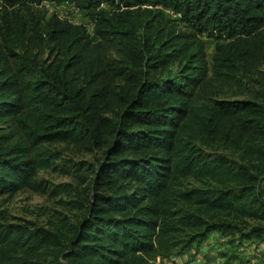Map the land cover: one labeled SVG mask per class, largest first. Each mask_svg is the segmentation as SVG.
<instances>
[{
    "label": "trees",
    "instance_id": "obj_1",
    "mask_svg": "<svg viewBox=\"0 0 264 264\" xmlns=\"http://www.w3.org/2000/svg\"><path fill=\"white\" fill-rule=\"evenodd\" d=\"M46 1L85 11L92 32L19 13ZM0 3L16 10L0 19V194L42 186L61 163L51 143L101 151L69 165L76 185L45 186L76 197L64 230L0 211V264H155L212 232L264 241V0Z\"/></svg>",
    "mask_w": 264,
    "mask_h": 264
},
{
    "label": "rangeland",
    "instance_id": "obj_2",
    "mask_svg": "<svg viewBox=\"0 0 264 264\" xmlns=\"http://www.w3.org/2000/svg\"><path fill=\"white\" fill-rule=\"evenodd\" d=\"M14 10L15 9L12 8L7 9L6 6L0 3V19L6 11L12 13ZM19 13L24 16L28 24L35 21L41 22L52 15H58L60 18L69 19L74 23L86 24L88 25L89 32H92L91 23L86 12L77 8L71 2L46 1L40 5L31 6L29 9L19 10ZM93 37L94 39H97L94 35ZM215 43L216 41L214 39H207V49L210 59L214 52ZM44 57H48L47 52L44 54ZM230 98L235 99L236 96H232ZM49 146L53 149L61 150L62 158L59 159L61 163H58L57 166L39 170L35 179L37 182L41 183L42 186L35 189L24 188L13 194H0V211L4 213L5 220L28 224L30 226L32 225L28 222H32L36 224V226H43L52 230L56 227L63 229L62 223L65 221H74L79 214L78 211L72 209L71 204H68V201H70L71 198L73 199L76 197L56 194L49 188H46L45 190V186L48 187V185L51 184L64 183H72L76 185L78 181L74 172H72V170L69 173L66 172L69 165L71 166L73 162L81 161L96 164L101 158V151L91 153L81 152L73 145L59 142L51 143ZM218 152L230 158L240 160L239 153H236L231 149L218 147ZM201 185H203L201 182L190 178L184 179L183 184L180 187H201ZM221 215L226 216V214ZM247 221L248 222L246 223L243 221L239 222L242 228L247 230L250 226L260 223L256 220ZM238 235L231 236L230 234L224 235L220 232H212L209 236V243L208 246L206 245V248L203 249L201 245H194L193 249L184 254H176L165 260L157 257L155 260H152V262L155 264H194V260H196L200 254L207 260V263L201 262L200 264L262 263L264 261V241L258 242L256 240H250L240 243L236 240L234 243L229 242V239H238ZM232 244L239 245L234 248ZM232 249H234L232 254L235 252L237 258L230 259L231 254L229 253Z\"/></svg>",
    "mask_w": 264,
    "mask_h": 264
},
{
    "label": "crops",
    "instance_id": "obj_3",
    "mask_svg": "<svg viewBox=\"0 0 264 264\" xmlns=\"http://www.w3.org/2000/svg\"><path fill=\"white\" fill-rule=\"evenodd\" d=\"M209 239V238H208ZM208 239L207 240H205L202 244H201V246L203 247V249L204 248H206L207 246H208V243H209V241H208ZM207 245V246H206ZM176 259V258H175ZM201 262H203V263H207V260L202 256V255H198V257L196 258V260H194V264L196 263V264H200Z\"/></svg>",
    "mask_w": 264,
    "mask_h": 264
}]
</instances>
